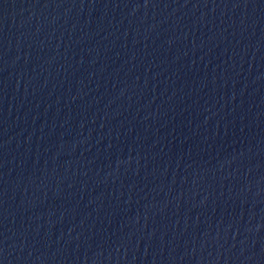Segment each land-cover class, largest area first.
Segmentation results:
<instances>
[{"label":"water","instance_id":"1","mask_svg":"<svg viewBox=\"0 0 264 264\" xmlns=\"http://www.w3.org/2000/svg\"><path fill=\"white\" fill-rule=\"evenodd\" d=\"M0 264H264V0H0Z\"/></svg>","mask_w":264,"mask_h":264}]
</instances>
